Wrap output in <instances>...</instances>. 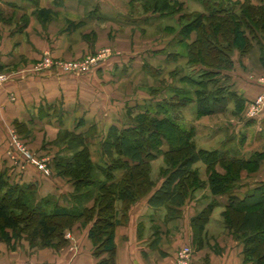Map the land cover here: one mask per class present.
I'll return each instance as SVG.
<instances>
[{
  "label": "trees",
  "instance_id": "obj_1",
  "mask_svg": "<svg viewBox=\"0 0 264 264\" xmlns=\"http://www.w3.org/2000/svg\"><path fill=\"white\" fill-rule=\"evenodd\" d=\"M34 2L36 7L33 14L41 21L49 20L52 11L39 7L37 0ZM176 2L143 0V5L151 13L163 17L175 13ZM203 4L206 11L197 13L191 22L180 29L183 38L196 32L195 38L186 44V50L189 62L200 64V67L197 74L193 71L179 77V81L195 88L192 97L184 88L176 87L172 89L173 94H184L181 99L151 102L145 98L128 104L124 124L110 125L101 139L102 165L93 161L89 167L86 165L85 156L91 158L84 140L93 132L89 130L83 134L69 131L77 138L82 156L70 159L57 157L52 161V167L58 168L62 175L72 180L68 202H59L54 194L36 196L35 183L15 181L5 169L0 170V241L7 247L14 248L20 236L26 232L30 248L37 246L38 237L43 239V245L55 248V245L67 242L64 238L66 230L72 229L78 220L85 219L90 222L86 238L96 246L93 251L95 264H115V228L123 220L116 203L124 207L121 212L125 213L132 203L149 194L147 203L150 207H163L166 218H178L191 195L206 184L204 180L200 181L193 169L197 162H202L211 174L207 177L209 193L227 195L222 212L225 218L223 224L234 232L233 238L242 244L244 262L263 263L264 181L242 194L231 189L239 179L238 168L242 164H258L264 158V153H254L246 160L218 148H196L192 140L194 128L180 124L178 112L194 99L198 114H222L232 103L231 113L240 116L251 100L233 88L229 76L222 70H230L233 66L234 59L230 57L233 47L247 53L254 41L260 43L259 37L264 33V0L256 3L252 0H211L208 3L204 0ZM26 16L25 10L0 0L2 22L15 21L22 27L27 22ZM204 22L209 24L205 25ZM71 26L68 23L66 29ZM213 37H216V42L210 39ZM73 143L75 141L68 144V150L74 149ZM160 154L170 155L171 161L177 162L159 184L152 187L146 166ZM230 164L236 165L237 169L229 172ZM217 165L227 167L226 173H215L212 169ZM87 168L102 173V178L93 177V180L81 186L79 180L83 179L78 176L89 174L91 171ZM91 199L95 204L87 206ZM216 205L215 201H211L190 218L195 248L203 245L201 232L209 219V212ZM157 241L155 235L152 243Z\"/></svg>",
  "mask_w": 264,
  "mask_h": 264
},
{
  "label": "crops",
  "instance_id": "obj_2",
  "mask_svg": "<svg viewBox=\"0 0 264 264\" xmlns=\"http://www.w3.org/2000/svg\"><path fill=\"white\" fill-rule=\"evenodd\" d=\"M2 1L13 3L21 10H25L30 20H40L33 14L36 7L34 0ZM37 3L39 7L52 11V16L45 21L46 23L53 22L55 27L61 24L67 27L68 23L72 25L70 29L63 28L61 33L39 29L37 40L58 55L65 52L69 55L74 53L71 49L73 43L68 41V37L71 38V33L76 34V31L83 32V39L87 41L90 38L99 40L116 33L115 30H118L117 34L122 33L119 32L121 29L125 32L138 31L144 27L154 26L158 21V14L151 12L136 14L130 12L125 5L143 4V0H37ZM0 23L4 22L0 20ZM21 30V25L17 23L10 30L0 25V69L17 67L25 60L28 64L10 75L8 81L0 84V170L5 169L15 181L39 180L47 185L43 186V190H46L52 185L48 181L49 178L38 168L47 166L44 160L42 165L37 158L29 154L30 152L22 149L15 135L24 133L22 129L16 128L17 133L12 132L15 122L19 126L26 125L37 129L68 128L74 133L83 134L89 130L93 132L96 128L105 129L106 133L112 124L122 126L127 120L126 106L130 104L128 102L133 100V103L136 98L142 101L144 96L119 94L111 90L109 82L127 80L134 74L157 73L159 64L170 62L174 52L167 50V57L163 55L161 59L159 52L163 47L157 41L142 47L113 48L107 53L96 54L95 63L88 70L81 72L66 73L55 66L38 69L30 64L41 61L47 51L42 50V45L32 46L29 42L32 39L30 33L26 36H30L28 41V38L23 37ZM256 50L260 52L259 48ZM86 52L87 49L84 50V53ZM251 58L253 56L248 52L244 62L249 64ZM237 73L240 74L239 71ZM244 74L242 78L237 77L233 88L249 100L258 95L257 92L261 89L260 93L264 98V84L260 83L259 78L250 75L245 77ZM260 111L261 117L264 118V100ZM30 146L33 148V143ZM37 153L42 154V150ZM52 155L48 156L49 167H52L53 160L49 159ZM53 176L50 178L53 179L55 187L61 182L65 184L61 178ZM148 196L149 194L132 203L125 213L119 211V216L123 217V220L115 228V264H173L176 251L182 245H189L192 248L193 254L189 264H252L244 262L242 244L228 234L223 223H215L218 232L215 239L205 236L204 240L202 235L204 240L202 247H194L190 218L198 210L192 206L193 201L183 205L180 217L168 219L165 208L149 206ZM142 224L147 228L156 226L153 237L156 235L158 241L155 244L147 240L149 239L147 232H141ZM221 229L225 231L222 232ZM3 245L4 243L0 242V246ZM86 245H90L87 238ZM6 257L8 258V254ZM9 261L14 263L16 259Z\"/></svg>",
  "mask_w": 264,
  "mask_h": 264
},
{
  "label": "rangeland",
  "instance_id": "obj_3",
  "mask_svg": "<svg viewBox=\"0 0 264 264\" xmlns=\"http://www.w3.org/2000/svg\"><path fill=\"white\" fill-rule=\"evenodd\" d=\"M206 1L209 3L211 0ZM203 2L204 0H177L175 3V13H173V15H165L163 17L159 15L157 18V24L151 27H144L138 31L131 30L130 32H125L121 29L119 32L122 33L117 34L118 30H115L116 33L109 34L108 37L105 36L99 40L97 38L91 40V38L88 37L90 38L88 40H91L90 42L86 39H83L84 33L80 30L76 31V34L71 33V38L68 36L67 37L68 41L70 40L69 42L73 43L71 49L74 51V53L72 55H69V53L66 52L59 55L55 54L54 50L50 51L47 47H45L43 42L38 41L36 38L40 28L45 30L50 29L51 31H57L58 33H61L63 28L66 27L65 24H61L59 26L57 25L55 27L53 26L54 24H52L53 22L46 23L45 21L40 20L34 21L32 19L30 20V18H28L29 16H26L27 22L22 26L21 30V32L24 34L23 37L28 38L29 41L30 36H26L27 33H30L32 39L29 42L32 43L31 45L34 47L35 45H42V50H46L48 57H50L52 62H54V65H46L42 58V63L41 61H38L32 65L30 63L29 64L30 66L35 67L42 66V69H47L52 66L59 68V65L75 61L77 58H86L88 55L95 57L96 54L107 53L109 52V49L112 51L113 48L128 49L133 47H142L147 44H154L158 41L159 45H162L163 47L162 51L159 52L161 59H163V55H166L167 50L171 53L177 52L176 54L173 53V59L170 58V62L166 64L161 62L159 64L157 73H142L139 75L134 74L132 78L127 80H120L117 82L110 81L109 87L114 92H118L119 94L126 96H144V98L151 102L157 100L169 102L173 98H175V100L181 99L184 94H173V90L177 89L178 87L184 88L191 96L195 88L186 84L185 82L179 81V77L183 74L193 73V71H195V74H197L196 71L200 67V64H195L191 60V63L189 62L186 50V44L191 42L192 38H195L196 32L193 31L190 35L191 37L189 36L183 38L180 29L186 23L191 22L197 13L205 10ZM252 2L256 3L258 0H252ZM125 5L130 12H134L136 14H145L150 12L141 3H125ZM15 24L0 23V25L6 30L12 29ZM204 24L207 25L209 22H204ZM210 39L214 40V42L217 40L216 37ZM259 40V44L256 43L257 41H254L252 47L247 51V53L251 52V56H253V58L249 59V64L244 62L247 53H242L234 47L231 49L230 57L234 59L233 66L230 70H222V73H226L229 76L230 83H236L237 77L242 78L243 73H245V77H247V75L254 76L259 78L260 83H263L261 80H264V33L263 36L259 37ZM238 41L241 42V39L239 38ZM85 48L88 51L86 53H84V50H86ZM256 48H259L260 52H258ZM81 52H83V54L80 55ZM27 65L28 64L25 60V62L20 63V65L17 67L2 69L0 72L10 76L13 73L25 68ZM238 71L240 72L239 75L237 73ZM147 77L148 79H146ZM261 91L262 90L259 89L257 92V94H259L255 95L254 98H250L251 101H248L247 105H245L240 116H234L231 113L232 103L229 104L227 111L222 114H198L196 113V103L193 99V101H190L179 109L178 122L184 126H193L194 133L192 140L196 148H202L206 150L218 148L228 151L233 157L235 156L248 160L254 153L257 155L264 153V118L261 117L262 111H260L262 103L259 104L260 106L256 109L257 111H255V113H251V107H253L255 99L262 95L260 93ZM139 100V98H136L134 101ZM132 101L133 100L129 101L128 103L131 104ZM15 128L16 130L22 129L24 135H18ZM69 131L70 130H68V128H64V130H55L50 127L40 129L30 128L26 125L19 126V124L16 122L15 127L12 128V132L17 133L15 138L21 145L22 149L28 151V153L30 152L29 154L37 158L38 162L42 165V160H44L43 162L47 167L50 166L48 156L52 155L53 153L55 156H53V154L52 157H49L50 160H53L57 157L70 159L82 156L80 153L82 149L80 144H78L79 142H77V138H74L75 136L69 134L72 132ZM104 135L105 129L96 128L93 133L90 134V136H86L84 143L87 146V150L91 158L89 159L85 156V160L87 161V163H85L87 167H89L91 161L102 165L101 163L103 162L104 157L100 151V142ZM74 141V149L68 150V144H72ZM32 143L33 148L30 146ZM40 150H42V154L39 155L37 152ZM170 157V155L166 156L160 154L158 157L152 159L146 166L147 177L149 184L152 187H155L169 171L172 165L176 164L177 161H171ZM47 167L38 169L44 176L49 178L48 181L52 186L46 190H43V186H47L45 183H42L39 180L32 182L35 183L36 187L35 195L43 196L47 194H54L56 197L58 196L59 202H68L67 197L72 188V185L70 184L72 180H70L67 176L62 175L58 168ZM225 168L227 169L225 166L223 167L217 165L212 170H214L215 173L225 174ZM87 169L90 170V168ZM193 169L195 173L199 175L200 181L204 180L206 184L202 188L197 189L194 194L191 195L189 202L193 201L194 205L192 206L197 208L198 211L206 207L209 203H211V201H215L217 203V205L209 212V219L204 223L203 232H201L204 238L205 236H211L213 239H215L218 236H216V233L218 234V232L215 223L219 224L225 221V218L222 216V212L224 210L223 204L226 202L227 195H211L209 193L207 177L211 174L202 162H197L193 166ZM228 169L230 172L236 170L237 168L236 165L230 164ZM90 171L91 172L89 174H79V176L77 174L79 179H83L79 180V184L81 186H84L88 180H93V177H98V179L102 178V173L100 174L94 170ZM53 175L59 179L61 178L65 184H62L61 182V184H58L57 187H55L56 185L53 183V179L50 178ZM237 175L239 179L231 190L232 192L239 194L250 190L251 187H253V185L256 183L261 181L263 182L264 158H261L258 164H242L238 168ZM81 181L83 182L80 183ZM66 182L68 183L66 184ZM144 196L146 195L141 196V198ZM94 204L95 202L92 199L87 202V206H93ZM222 205L223 207H219ZM116 208L119 210H124V207L120 203H116ZM89 224L90 222L86 221L85 219L78 220L72 229L65 231L64 238L67 240V242L55 245V248L43 245V239L40 237H38L36 240L37 246L30 248L25 232L14 244V248L7 247L5 243L3 246H0V264H95L96 258L93 256V251L95 250L96 246H94L91 242L89 246L86 245V229L89 227ZM140 228L141 232H147L149 237L147 240H154L153 232L157 229L156 226L147 228L146 225L142 224ZM225 229L227 228L225 227ZM225 229H221V231L224 232ZM67 232L70 233V237H66ZM227 232L233 238L234 232L230 231L229 229H227ZM204 240H206V238ZM6 254H8V258L6 257ZM10 259H16V262L10 263ZM261 263L264 264V261L261 260Z\"/></svg>",
  "mask_w": 264,
  "mask_h": 264
},
{
  "label": "built area",
  "instance_id": "obj_4",
  "mask_svg": "<svg viewBox=\"0 0 264 264\" xmlns=\"http://www.w3.org/2000/svg\"><path fill=\"white\" fill-rule=\"evenodd\" d=\"M43 60L46 63V65H52V64L54 65V62H52V60L50 59V57H48L47 54L43 57ZM95 60H96V57H91L88 55L86 56V58L75 60L67 64L59 65V68L66 73L81 72L83 70H88L90 66H92L95 63ZM41 63H42V60H41ZM36 68L42 69V66L36 67ZM9 78L10 76H7L0 72V84L5 83L6 81L9 80ZM261 81L264 84V80H261ZM263 100L264 98L262 95L258 96L255 99L254 105L253 107H251V113H255V111H257L256 109L260 106L259 104L263 103ZM66 237H70L69 232L66 233ZM192 254H193V251L189 245H182L176 251L173 264H189L192 258Z\"/></svg>",
  "mask_w": 264,
  "mask_h": 264
}]
</instances>
